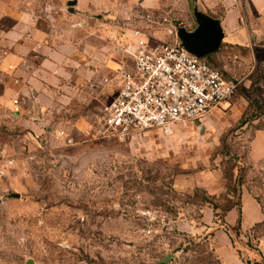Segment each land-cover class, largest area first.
<instances>
[{
  "label": "rangeland",
  "instance_id": "374dc122",
  "mask_svg": "<svg viewBox=\"0 0 264 264\" xmlns=\"http://www.w3.org/2000/svg\"><path fill=\"white\" fill-rule=\"evenodd\" d=\"M196 2L0 0V30L25 11L69 59H36L46 91L0 105V264H221L204 210L219 226L245 188L264 208V160L253 149L264 130L261 48L222 44L207 57L238 90L203 124L174 136L156 129L98 135L115 70L126 61L120 43L138 28L152 42L182 44V31L206 25L202 14L224 15L199 11ZM9 81L16 86L0 75V95ZM231 234L245 261L263 264L264 225Z\"/></svg>",
  "mask_w": 264,
  "mask_h": 264
},
{
  "label": "built area",
  "instance_id": "2783aa9c",
  "mask_svg": "<svg viewBox=\"0 0 264 264\" xmlns=\"http://www.w3.org/2000/svg\"><path fill=\"white\" fill-rule=\"evenodd\" d=\"M119 49L126 61L115 70V94L104 111L99 137L149 129L174 136L203 124L238 90V82L207 57H198L181 44L152 42L138 28ZM14 106L18 113V99ZM84 135L94 137L89 129ZM60 136L73 142L64 131Z\"/></svg>",
  "mask_w": 264,
  "mask_h": 264
},
{
  "label": "crops",
  "instance_id": "0c3cea01",
  "mask_svg": "<svg viewBox=\"0 0 264 264\" xmlns=\"http://www.w3.org/2000/svg\"><path fill=\"white\" fill-rule=\"evenodd\" d=\"M196 1L199 11L212 13L224 11L222 17H212L219 22L222 34L221 45L261 48V52H264V0ZM3 15L5 13L2 16L0 14L1 17ZM29 20V15L25 11H20L17 20L7 31L0 30V75L9 78L11 76L17 83L15 86L9 81V86L3 88L0 105L9 103L11 98L15 99L18 95L33 94L34 97L42 94L41 91H46L45 85L40 81L43 68L40 61L37 65L36 59L41 60V56H47L49 53L50 58L55 60L51 64L61 62L64 58L65 61L69 60L67 54L65 56L62 54L63 50L51 49L47 44L48 38L34 23L29 24ZM68 49L72 50L70 46L65 45L64 52L68 53ZM30 59L32 66H27ZM54 66L57 72L62 70L58 64ZM253 149L255 158L264 160V130L257 132L253 140ZM214 217L211 209L204 210L207 227H213L212 248L217 259L221 264H249L241 256V249L237 247L231 231L226 227L231 229L239 227L242 234H250L255 227L264 224L263 205L251 191L245 188L241 193L239 205L231 207L223 216L226 227L215 225ZM258 241L259 254L264 264V236ZM247 251L252 255L250 249Z\"/></svg>",
  "mask_w": 264,
  "mask_h": 264
},
{
  "label": "water",
  "instance_id": "95a60500",
  "mask_svg": "<svg viewBox=\"0 0 264 264\" xmlns=\"http://www.w3.org/2000/svg\"><path fill=\"white\" fill-rule=\"evenodd\" d=\"M74 5V2H69L71 13H74ZM201 19L207 22L205 26H199L195 32L182 31L180 39L181 45L187 51L203 58L209 57L218 51L222 41V34L218 21L203 14Z\"/></svg>",
  "mask_w": 264,
  "mask_h": 264
},
{
  "label": "trees",
  "instance_id": "16d2710c",
  "mask_svg": "<svg viewBox=\"0 0 264 264\" xmlns=\"http://www.w3.org/2000/svg\"><path fill=\"white\" fill-rule=\"evenodd\" d=\"M263 225H264V224H262V225H261V224L258 225L257 227H255V228L253 229V231H255L256 229L260 228V227L263 226ZM220 226L226 227L223 221L221 222ZM226 229H227L228 231H232V230L239 231V227H237V228H232V229L226 227ZM253 231H252V232H253Z\"/></svg>",
  "mask_w": 264,
  "mask_h": 264
}]
</instances>
